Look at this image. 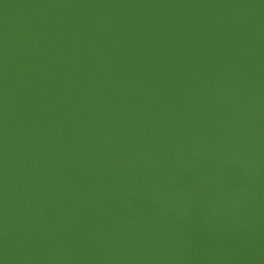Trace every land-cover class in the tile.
I'll return each mask as SVG.
<instances>
[{
	"label": "water",
	"instance_id": "1",
	"mask_svg": "<svg viewBox=\"0 0 264 264\" xmlns=\"http://www.w3.org/2000/svg\"><path fill=\"white\" fill-rule=\"evenodd\" d=\"M263 203L264 0H0V264H161L175 229L193 264Z\"/></svg>",
	"mask_w": 264,
	"mask_h": 264
},
{
	"label": "rangeland",
	"instance_id": "2",
	"mask_svg": "<svg viewBox=\"0 0 264 264\" xmlns=\"http://www.w3.org/2000/svg\"><path fill=\"white\" fill-rule=\"evenodd\" d=\"M263 254L264 235L255 238L228 236L206 250L202 255L207 256L193 264H264Z\"/></svg>",
	"mask_w": 264,
	"mask_h": 264
},
{
	"label": "bare ground",
	"instance_id": "3",
	"mask_svg": "<svg viewBox=\"0 0 264 264\" xmlns=\"http://www.w3.org/2000/svg\"><path fill=\"white\" fill-rule=\"evenodd\" d=\"M262 206H264V203L261 204L259 207H262ZM258 208H256V210ZM248 219H250V218H247V220ZM247 224L245 227H242V228L246 229V230H250L252 233H256V234H258L261 231L259 229L258 225L253 224L252 222L247 223ZM238 228L240 229V226ZM199 237H200V235L192 234L191 231H189V230L186 231V230H181V229H175V230L169 232L168 236H167L168 240H165L163 245H162V247L164 249H166V251H167V257H166V259L163 260V263H161V264H168L169 261H173L175 253L184 252L183 256H187L188 255L187 253H189L186 250L188 248V246H191V251L194 255L196 253L199 255V249L196 246L197 243H200ZM201 242H204V241H201ZM169 247H171V248H169ZM128 256H129V258H128L129 262L122 261L120 264H145L144 262H141L140 260L134 259L136 257V254L134 252H130L128 254ZM174 263L177 264L178 262H176L174 260ZM154 264H158V263H154Z\"/></svg>",
	"mask_w": 264,
	"mask_h": 264
}]
</instances>
